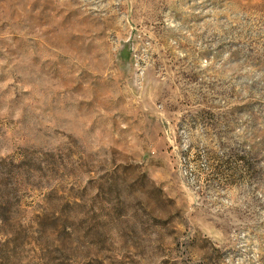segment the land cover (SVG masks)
Here are the masks:
<instances>
[{
	"label": "rangeland",
	"instance_id": "rangeland-1",
	"mask_svg": "<svg viewBox=\"0 0 264 264\" xmlns=\"http://www.w3.org/2000/svg\"><path fill=\"white\" fill-rule=\"evenodd\" d=\"M0 264H264V0H0Z\"/></svg>",
	"mask_w": 264,
	"mask_h": 264
}]
</instances>
